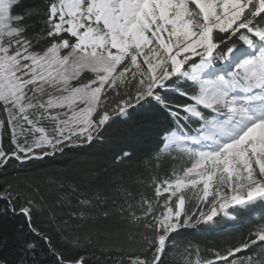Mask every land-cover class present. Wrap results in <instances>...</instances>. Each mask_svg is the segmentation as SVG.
I'll use <instances>...</instances> for the list:
<instances>
[{
    "label": "snow or ice",
    "instance_id": "snow-or-ice-1",
    "mask_svg": "<svg viewBox=\"0 0 264 264\" xmlns=\"http://www.w3.org/2000/svg\"><path fill=\"white\" fill-rule=\"evenodd\" d=\"M18 6L0 0V170L87 152L118 125L155 135L158 161L186 164L153 177L154 196L135 203L109 205L60 181L47 193L26 180L0 185V218H23L16 257L0 264H90L80 249L93 234L68 236L88 221L114 243L100 248L110 264H167L174 233L244 215L253 227L239 243L210 257L196 248L186 264H264V0H48L28 14ZM131 156L121 149L113 163ZM42 216L75 255L37 225ZM114 218L128 240L139 238L138 254L115 250Z\"/></svg>",
    "mask_w": 264,
    "mask_h": 264
},
{
    "label": "trees",
    "instance_id": "trees-1",
    "mask_svg": "<svg viewBox=\"0 0 264 264\" xmlns=\"http://www.w3.org/2000/svg\"><path fill=\"white\" fill-rule=\"evenodd\" d=\"M47 2L48 0H19V6L14 11L20 14L34 13L37 10L42 12ZM30 24L31 31L39 30L40 24L36 15L31 16ZM3 143L5 148L9 147L7 136L4 137ZM96 144L95 148H90L87 152L70 151L67 155L57 154L55 157L46 158L38 167L23 170L9 167L7 171L0 170V185L26 180L47 193L52 181H60L78 186L85 192L99 191L108 198L109 205H112L113 200L123 203L125 199L135 203L142 197L154 196L153 177L163 180L171 175L173 169L179 171L186 164L185 160L172 159L167 154L161 155L158 161L157 137L153 134L133 132L125 125L112 128L105 139ZM121 149L131 151L132 156L114 164L113 160ZM126 193L131 195L127 196ZM59 211L57 209L58 213ZM253 220H260L259 213L253 215ZM22 224L23 218L19 216L0 218V256H7L9 260L15 259L18 252L17 229ZM37 225L52 235L53 242L64 251L65 256L75 255L76 250L66 248L65 241L59 239L56 231L47 226V217H40ZM112 225L122 229L119 246L115 250L118 252L122 248L126 257L138 254L141 250L139 238L128 240L123 231L125 226L118 218H114ZM97 227L98 224L92 221L77 223L69 228L68 236L71 238L76 234H93L94 243L80 251L85 253L90 264H110L106 256L101 254L100 248L115 245L103 236L97 237ZM252 227L253 224L244 215L237 220H226L223 226L215 230L184 229L179 235L174 233L175 243L169 245L171 251L168 253L167 264H186L189 260L194 261L196 248H199L202 257H210L214 252L223 251L239 243ZM49 260L50 264H54L51 257Z\"/></svg>",
    "mask_w": 264,
    "mask_h": 264
},
{
    "label": "rangeland",
    "instance_id": "rangeland-1",
    "mask_svg": "<svg viewBox=\"0 0 264 264\" xmlns=\"http://www.w3.org/2000/svg\"><path fill=\"white\" fill-rule=\"evenodd\" d=\"M217 63L222 66L224 64V61H218Z\"/></svg>",
    "mask_w": 264,
    "mask_h": 264
}]
</instances>
